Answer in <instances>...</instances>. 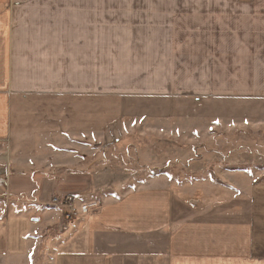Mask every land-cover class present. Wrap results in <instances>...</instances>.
<instances>
[{"label":"rangeland","instance_id":"obj_1","mask_svg":"<svg viewBox=\"0 0 264 264\" xmlns=\"http://www.w3.org/2000/svg\"><path fill=\"white\" fill-rule=\"evenodd\" d=\"M157 1L0 0L4 8L31 12L14 18L19 29L27 17L34 19V26L43 24L63 28L62 22L71 27L70 21H76L72 24L81 27L84 32L76 28L74 35L82 34L81 38L88 41V36H84L90 33L87 31L94 29L96 32L98 29L99 41L114 45V51L108 53L107 60H104L105 54H99L101 67L94 79L98 91L93 93L97 98L81 100L97 105L98 142L94 144L80 139L79 132L87 131L83 127L70 136L66 134L65 144L58 142L63 149L54 150L48 144L45 151L43 144L41 149L26 156L37 162L30 168L37 167L41 173L36 177V184L49 182L50 191L52 186L61 190L49 203L56 217L51 214L44 217V208L39 213H35L33 208L28 210L29 215L41 218V224L46 222V218L50 221L44 237L46 241L49 237H58L70 231L103 210V203H94L92 200L96 198L89 194L83 199L72 195L80 187L77 186L78 181L67 179L74 168L97 167L99 175L110 174L108 180H99L98 184L103 185L105 191L117 192L118 189L121 196L133 186L138 189L143 175L154 178L164 172L177 181L178 187L187 181L195 187L207 186L211 188L209 196L201 189L197 190L200 194L186 203V210H178L177 213L185 220H196L207 214L215 222L223 217L233 219L240 206L249 207L248 198L241 197L236 187L229 184V180H223L221 174L230 175L238 169L252 168L264 176V14L256 15L252 11L253 2L259 3V0H179L184 2L179 5L181 7L187 2L204 4L198 6L205 8V11L196 14L199 20L197 16L190 19L181 11L176 12L178 18L174 20L164 19L161 16L165 15L154 11ZM121 2L123 4H117ZM24 3H27L26 6ZM43 9H49V15H45L47 13ZM96 11L100 14L89 15ZM56 35L67 41L71 35L74 37L71 28L60 31V34L56 32ZM2 37L0 34V40L5 41ZM18 57V65L14 61L13 67L23 65L26 54H18ZM66 57L69 60L72 58ZM88 63L83 66L81 79L76 78L72 70L69 71L65 88L61 86L60 90L64 89L68 96L92 92ZM19 75V83H24L26 77ZM51 89L49 87L47 92ZM31 100L34 105L30 108L31 115L34 114L33 122L44 120V113L35 107L36 99L32 97ZM51 102L53 106L50 109L64 111L61 115L64 114L66 122L71 123L66 129H73V121L79 116L76 112L80 108L78 101L65 99ZM82 102V112L88 111ZM45 126H40V130H50ZM8 141L0 142V197H5L4 202L0 201L7 202V205L17 200L22 203L23 199L15 195L28 191L22 187L13 188L16 172L12 176L11 163L17 164L16 157L21 155L14 152ZM37 157H40L39 160ZM83 157L88 161H84ZM16 168L23 172L24 168ZM51 169L58 170L51 173ZM46 175L52 179H46ZM25 176L26 184H30L29 175ZM217 189L225 190L229 195L225 198L218 196L215 193ZM36 197H27L24 201L29 203L28 206L36 207L40 204L36 202ZM63 198H70L73 202L60 206ZM192 202L194 204H190ZM164 234H167L165 230L150 232L145 238L133 234L112 236L122 246L137 245L143 238L145 248L150 252L153 248H148V244L159 240L163 252L168 248ZM45 239L36 253L37 264H51ZM105 241L100 238L99 244ZM14 263L19 264L18 261ZM139 263L169 262L164 258L161 262L153 258ZM130 264L138 263L131 261Z\"/></svg>","mask_w":264,"mask_h":264},{"label":"crops","instance_id":"obj_2","mask_svg":"<svg viewBox=\"0 0 264 264\" xmlns=\"http://www.w3.org/2000/svg\"><path fill=\"white\" fill-rule=\"evenodd\" d=\"M183 3L179 0H159L154 3L156 5L154 11L165 15L161 16L164 19L172 20L178 18L177 11H181V14H188L190 19L197 16L199 11H205V8L198 7L204 5L202 3L187 2L182 7L179 6ZM253 3L252 11L256 15L264 14V7H260L264 5V0ZM26 4L24 3L25 6ZM125 4L129 3L125 2ZM42 11L47 13L45 15L50 13L49 9ZM22 13L29 15L31 12L4 8L3 3H0V34L5 37V41L0 40V142L9 140L8 144L13 147L14 152L21 155V157H16L17 164L11 163L12 176L13 172H16L13 188L22 187L28 190L15 195L23 199L22 203L17 200L7 205V202L1 203L0 201V264H15L14 262L17 261L19 264H37L36 253L39 246H42L50 221L46 218L44 219L46 222L41 224V218L33 214L29 215L28 210L33 208L35 213L45 210L44 217L50 214L56 217L49 203L55 196L54 194H57V191L60 193L61 190L52 186L50 191L49 182L46 184L37 182L36 184V177L41 173L37 167L36 169L30 168V166H36L37 162L32 157L27 158L26 156L41 149L43 144H45V151L48 150V144L54 150L63 149L58 142L65 144L66 134L72 135L83 127L87 131L79 132L81 133L80 139L83 138L94 144L98 142L97 105L82 101L89 97L97 98V95L93 93L98 91L94 79L98 75L97 69L101 67L99 54H105L104 60H107L108 53L114 51L113 44H103L99 41L97 27L96 32L90 29L87 31L90 33L84 35L88 36V41L81 38L82 34L74 35L75 29L81 28L72 24L76 21H70L69 26L71 27H67V23L62 22L63 28L48 27L43 24L34 26V19L27 17L25 24L19 29L14 18ZM98 14L100 13L96 11L95 14L89 15ZM197 19L199 20L198 16ZM68 28L73 30L74 35L68 38L69 41L56 35V32L60 34V31ZM140 48L144 47L140 46ZM69 53L74 55L69 56ZM18 54H26L24 64L20 67H13L14 61L18 65ZM66 55L72 57L71 60ZM87 62H89L87 68L90 70L89 87L92 92L68 96L64 89L61 91L59 87L65 88L67 74L71 70L76 78L81 79L83 66ZM19 73L20 77H26L27 80L24 83H19L17 79ZM49 87L53 90L47 92ZM32 93L35 95L32 96ZM28 95L36 99L35 107L44 113L42 114L45 116L44 120L33 122L34 114L31 115L30 108L34 105L32 97ZM65 99L78 101L77 104L80 107L76 110L79 116L73 121V129H66L67 124L71 123L66 122L64 114L61 115L64 111L50 109L53 106L51 101ZM27 100L29 103H26ZM80 102L88 108V111L82 112ZM42 125H46L45 128H50V130L41 131L39 127ZM51 132L52 135H50ZM37 158L39 160L40 157ZM83 158L84 161H88V158ZM17 166L24 168L23 172L18 170ZM57 170L54 169L51 173ZM77 170L74 168L73 174L67 176V179L78 181L77 186L81 187H77L79 190L72 195L83 199L89 194L90 197L96 198L91 199L95 201L94 203H103V210L99 215L80 222L79 226L68 232L58 237H49L47 241L45 239L44 245L46 253L50 254L51 264H82L83 261V264H130L131 261L140 264V261H149L153 258H157L159 262L164 258L169 262L168 264H264V176H261L262 174L258 171L252 168L238 169L230 175L221 174L223 180H229V184L236 187L241 197L248 198L249 207L240 206L233 219L223 217L215 222L207 214H202L196 220H185L179 218L177 213L178 210H186V203L195 198V195L200 194L196 192L197 190L201 189L206 196H209L208 191H211V188L207 186L195 187L192 182L187 181L182 184L183 186L178 187L177 181L175 182L170 174L164 172L154 178L143 175L138 189L137 186H133L132 190L121 196L118 194V189L117 192L116 190L105 191L103 185L99 186L98 181L108 180L111 177L110 174L101 173L99 175L97 167L79 169V174ZM215 171L219 174L218 170ZM25 174L29 175L30 184H26ZM46 176V179H52ZM82 181L86 183L81 184ZM83 187L85 188L82 189ZM13 188L11 185V190ZM215 193L224 198L229 195L222 189H217ZM32 196L36 197V202L40 203H36V207L28 206L29 203L24 201V198ZM0 200L4 202L5 197L1 196ZM34 223L37 225L35 226ZM162 230L167 233L164 235L168 248L162 252L161 242L157 240V242L152 241L148 244V248L152 247L153 252L147 251L143 238L147 237L150 232L159 233ZM114 234H133L132 236L137 235L143 238H140L137 245L122 246L113 238ZM100 238L106 240L102 245L99 244ZM30 240H32L31 244Z\"/></svg>","mask_w":264,"mask_h":264},{"label":"built area","instance_id":"obj_3","mask_svg":"<svg viewBox=\"0 0 264 264\" xmlns=\"http://www.w3.org/2000/svg\"><path fill=\"white\" fill-rule=\"evenodd\" d=\"M68 200V201H67ZM73 201H72V199L70 200V198H66L65 200H64V198L63 199H61V201L59 202V205L60 206H62V205H67L68 203H72Z\"/></svg>","mask_w":264,"mask_h":264}]
</instances>
